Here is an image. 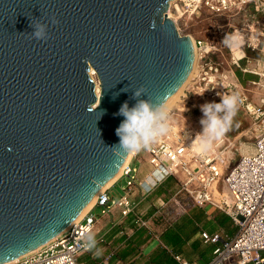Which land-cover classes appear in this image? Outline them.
Returning a JSON list of instances; mask_svg holds the SVG:
<instances>
[{
  "label": "water",
  "instance_id": "95a60500",
  "mask_svg": "<svg viewBox=\"0 0 264 264\" xmlns=\"http://www.w3.org/2000/svg\"><path fill=\"white\" fill-rule=\"evenodd\" d=\"M172 1L0 0V264L57 238L114 178L118 112L140 86L168 101L189 78Z\"/></svg>",
  "mask_w": 264,
  "mask_h": 264
},
{
  "label": "built area",
  "instance_id": "2783aa9c",
  "mask_svg": "<svg viewBox=\"0 0 264 264\" xmlns=\"http://www.w3.org/2000/svg\"><path fill=\"white\" fill-rule=\"evenodd\" d=\"M177 6L170 7L168 16L174 21L180 35L190 37L189 34H182L179 22L203 10L218 15L247 14L253 7L257 13L264 15V0H180ZM174 18H178V21ZM193 43L199 62V73L193 79L195 85L202 92L206 90L204 94L211 98H219L220 94L233 91L240 93L243 101L241 108L254 132L252 151L241 154L235 161L234 145L225 138L212 153L200 155L191 143L195 132L175 123L172 135L142 152L146 155L142 160L149 166V173L162 171L161 179L151 190L142 187L143 178H139V170L130 162L121 175L122 180L127 179L123 196L115 199L106 189L98 195L94 206L64 233L43 247L4 264H80V256L90 251L85 246L84 236L89 232L95 233L99 220L93 214L94 209L100 208L102 216H111L117 211L122 217H128L135 212L142 199L168 179H174L180 186L179 193L188 196L195 206L212 205L225 212L237 226V233L231 239H223L219 234H202L205 243L218 245L208 264H231L233 261L237 264H264V69L245 70L260 78L258 82H251L262 91L254 101L240 92L236 85L229 82L221 84L223 80L219 65L209 61L216 48L213 44L202 40H194ZM241 60L238 59L236 63ZM222 179L232 199L225 194L220 202H216L214 186H219ZM136 190L141 194L139 200L134 197ZM137 221L141 226L147 224L143 218ZM174 259L178 264H190L180 255Z\"/></svg>",
  "mask_w": 264,
  "mask_h": 264
},
{
  "label": "crops",
  "instance_id": "0c3cea01",
  "mask_svg": "<svg viewBox=\"0 0 264 264\" xmlns=\"http://www.w3.org/2000/svg\"><path fill=\"white\" fill-rule=\"evenodd\" d=\"M248 97L254 101L258 99V96ZM138 156H133L130 160L134 167L142 159ZM140 164L141 168H136L139 170V178L142 179L149 173L150 168L145 162ZM118 182L108 188L109 192ZM177 185L174 179H168L140 201L137 208L143 219L147 220L146 226L137 224V208L128 217H122L116 212L99 218L94 233L96 246L87 253L89 256H81L80 261L83 264H178L174 257L180 255L190 264H208L218 245L205 243L202 234H219L223 239H231L237 233V226L225 212L212 205H193L192 209L171 225L157 227L154 220L160 214L165 215L166 207L179 194V190L176 191ZM216 191L219 197L215 194ZM225 194L219 192L218 186L214 187L216 202H220ZM140 196L139 191H134L136 200ZM100 239L104 243H100ZM97 249L99 255L96 254ZM110 256H114L113 262L106 263L105 259ZM231 264L237 263L233 261Z\"/></svg>",
  "mask_w": 264,
  "mask_h": 264
},
{
  "label": "rangeland",
  "instance_id": "374dc122",
  "mask_svg": "<svg viewBox=\"0 0 264 264\" xmlns=\"http://www.w3.org/2000/svg\"><path fill=\"white\" fill-rule=\"evenodd\" d=\"M179 25L182 34H189L193 36L195 40H202L211 43L216 47L215 52L210 56L209 61L219 65L223 80L221 81V84L224 82L232 83L233 85L238 86L237 89L240 92L245 93L247 96H258L262 93L261 90L251 84V82H258L260 79L259 76L248 73L245 70L257 69V71H261L264 69V52L262 51L264 45L263 14L257 13L253 7L248 10L247 14L233 13L218 15L203 10L200 13H197L196 16L183 18L180 20ZM235 34H239L241 37L240 46H227L225 43L226 38L229 35ZM238 50H243L245 55L243 56L244 58L242 57L243 59L241 61L236 63L239 59L236 56ZM236 57L238 59H236ZM198 65L199 62H197L194 75L192 76V79H190L191 81L184 85L181 91H179L181 93L178 97L168 105L173 113L176 124L188 127L195 133L196 131H199V121L203 115L200 111V106L205 103L220 101V97L211 98L205 94H197L202 92L197 88L193 81L199 73L197 69ZM221 84L220 87H222ZM236 120L237 122L234 129L229 132L226 137L234 145L233 159L235 161H237L241 154L252 151L254 144V132L251 128L250 120L241 107ZM144 155L145 154L141 153L138 157L141 156L143 159ZM142 159L140 160L144 162ZM135 167L140 169L141 164L136 162ZM117 182L118 183L110 191V195L115 199H119L125 194L123 188L127 185V179L122 180L119 178ZM176 184L178 183L176 182ZM178 190H180L179 185H177L176 191ZM218 190L221 193H226L230 200L232 199L226 189L224 179L221 180ZM193 205L194 204L188 196L179 193L172 198L171 202L166 207L165 215L163 214L161 216L160 214L157 216L154 223L157 227L169 226L177 218L192 209ZM93 214L96 218L103 217L100 208L94 209ZM85 256L87 257L89 254H85ZM113 260L114 256H110L108 259H105V262L112 263ZM80 264H83L82 260L80 261Z\"/></svg>",
  "mask_w": 264,
  "mask_h": 264
},
{
  "label": "clouds",
  "instance_id": "9594fccd",
  "mask_svg": "<svg viewBox=\"0 0 264 264\" xmlns=\"http://www.w3.org/2000/svg\"><path fill=\"white\" fill-rule=\"evenodd\" d=\"M53 25L59 21L53 16ZM33 27L32 38L36 40H47L49 33L46 31L48 25L30 24ZM225 43L227 46H240L241 37L239 34L229 35ZM206 91V90H205ZM197 93L203 95L204 92ZM142 95H148L147 90L140 86L132 98L136 100L133 106H129L125 101L118 112L124 119L116 128V135L119 143L113 145L111 151L117 159L127 158L150 150L153 146L161 142L162 139L172 135L175 131L176 123L171 109L167 106V98L157 97L155 100L139 99ZM242 97L238 91L227 94H220L219 102H209L200 106L202 118L199 123L201 131L196 133L194 138L195 151L200 155L212 153L216 147L223 143L228 133L236 125ZM186 111V109H185ZM185 126L186 121L184 118ZM162 171L153 170L144 176L141 185L145 190H151L161 179ZM85 246L92 249L96 246L93 233H86L84 236ZM96 254L99 255V249Z\"/></svg>",
  "mask_w": 264,
  "mask_h": 264
},
{
  "label": "bare ground",
  "instance_id": "6f19581e",
  "mask_svg": "<svg viewBox=\"0 0 264 264\" xmlns=\"http://www.w3.org/2000/svg\"><path fill=\"white\" fill-rule=\"evenodd\" d=\"M180 0H174V1H172L171 3H170V7H173V6H175V7H178L177 5H178V2H179ZM181 16H182V14H181ZM180 18V17H179ZM174 19H176L177 21H178V18H174ZM175 20V21H176ZM177 21H176V23H177ZM192 37V40L194 41L195 40V38L193 37V36H191ZM245 54H244V51L243 50H238L237 52H236V56L239 58V59H243ZM236 57V59H238ZM243 57V58H242ZM197 62H198V54H197V52H195V64H194V67H193V70H192V72H191V74H190V76H189V78L187 79V81L185 82V84L187 83V82H189V81H191L190 79H192V76L194 75V71L196 70V66H197ZM91 75H92V77L96 80V82L98 83V81H97V75H96V73H95V71L94 70H92L91 71ZM184 84V85H185ZM184 85L182 86V88L184 87ZM181 88V89H182ZM181 89L179 90V91H181ZM178 91V92H179ZM97 92L99 93L100 92V87L97 85ZM176 93L172 98H170L168 101H167V106L170 104V103H172V101L174 100V99H176L177 97H178V95L181 93V92H179V93ZM201 131V125H200V128H199V131H196V133H198V132H200ZM195 133V134H196ZM194 138H195V136L193 137V139H192V141H191V143H192V146L194 147ZM195 149V148H194ZM133 156H128L127 158H126V160H125V162L123 163V165H122V167L120 168V170L117 172V174L114 176V178L95 196V198L88 204V206L82 211V213L79 215V217L75 220V221H79L93 206H94V204H95V202H96V199H97V197H98V195H100L102 192H104L106 189H108L110 186H112L119 178H121L120 176L122 175V172H123V170H124V168L127 166V165H129L130 163V160H131V158H132ZM214 187H216V186H214ZM218 197L220 196L219 195V193L216 191V193H215ZM137 211H138V218H143V216H141V214H140V212H139V208H137ZM137 224H139L138 223V221H137ZM137 224H135V226H138ZM68 228H66L62 233H64L66 230H67ZM61 233V234H62ZM100 243H104V240L103 239H100V241H99ZM90 251L88 252V253H90L91 251H92V249H89ZM84 254H87V253H84ZM84 254H82L81 256H83ZM80 256V257H81Z\"/></svg>",
  "mask_w": 264,
  "mask_h": 264
}]
</instances>
